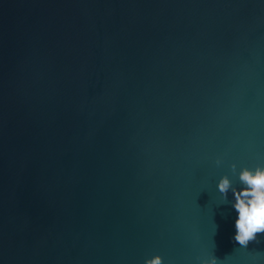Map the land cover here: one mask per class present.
<instances>
[{"label":"water","instance_id":"water-1","mask_svg":"<svg viewBox=\"0 0 264 264\" xmlns=\"http://www.w3.org/2000/svg\"><path fill=\"white\" fill-rule=\"evenodd\" d=\"M258 165L264 0H0V264H264Z\"/></svg>","mask_w":264,"mask_h":264},{"label":"clouds","instance_id":"clouds-1","mask_svg":"<svg viewBox=\"0 0 264 264\" xmlns=\"http://www.w3.org/2000/svg\"><path fill=\"white\" fill-rule=\"evenodd\" d=\"M220 163L218 160L217 164ZM231 171L237 175L236 164L231 165ZM238 180L241 185L239 189L225 175L219 180L217 189L225 202H228V193L231 191L233 194L232 206L238 214L234 240L240 246L247 247L252 241L258 242V234H264V166L242 168L238 172ZM144 264H163V258L156 255L146 259ZM201 264H217V258L213 256L202 260Z\"/></svg>","mask_w":264,"mask_h":264}]
</instances>
